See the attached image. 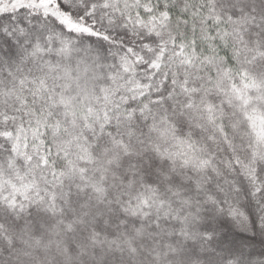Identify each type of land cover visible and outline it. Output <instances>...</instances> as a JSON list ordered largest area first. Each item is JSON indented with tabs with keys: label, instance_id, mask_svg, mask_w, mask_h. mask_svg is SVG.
I'll use <instances>...</instances> for the list:
<instances>
[{
	"label": "snow or ice",
	"instance_id": "6c2138e0",
	"mask_svg": "<svg viewBox=\"0 0 264 264\" xmlns=\"http://www.w3.org/2000/svg\"><path fill=\"white\" fill-rule=\"evenodd\" d=\"M0 264H264V0H0Z\"/></svg>",
	"mask_w": 264,
	"mask_h": 264
}]
</instances>
